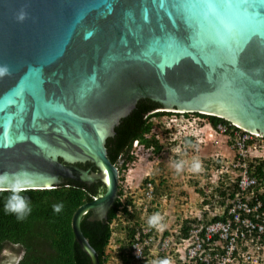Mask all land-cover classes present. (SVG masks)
Returning a JSON list of instances; mask_svg holds the SVG:
<instances>
[{"label":"water","instance_id":"water-1","mask_svg":"<svg viewBox=\"0 0 264 264\" xmlns=\"http://www.w3.org/2000/svg\"><path fill=\"white\" fill-rule=\"evenodd\" d=\"M0 65V174L106 186L72 219L91 264L81 220L119 196L106 143L141 98L264 134V0H0Z\"/></svg>","mask_w":264,"mask_h":264},{"label":"built area","instance_id":"built-area-1","mask_svg":"<svg viewBox=\"0 0 264 264\" xmlns=\"http://www.w3.org/2000/svg\"><path fill=\"white\" fill-rule=\"evenodd\" d=\"M181 118L189 116L182 114ZM209 128L189 147L193 158L202 164L198 203L174 200L173 204H182L186 209L181 210L186 212L180 219L176 214L172 225L160 229L150 228L142 220L133 235L132 252L137 260L167 257L177 264H264V176L254 172L264 170V134L233 122L209 124ZM206 136L216 144L224 137L228 154L205 160L196 143L207 141ZM130 188L132 185H122L124 195ZM133 197L136 210L145 212L164 201L163 196H157L152 180L144 184L139 197ZM129 209L132 211L133 205Z\"/></svg>","mask_w":264,"mask_h":264},{"label":"trees","instance_id":"trees-1","mask_svg":"<svg viewBox=\"0 0 264 264\" xmlns=\"http://www.w3.org/2000/svg\"><path fill=\"white\" fill-rule=\"evenodd\" d=\"M159 106L161 105L158 102L141 98L136 107L122 118L115 129V134L109 137L106 143L108 156L112 162L116 163L118 160L124 163L132 162L135 157L133 143L136 139L148 147L153 146L156 152L164 148L160 138L149 135L161 125L155 123L152 118L155 115L161 117L169 114L154 113ZM194 114L208 118L214 126L219 123H231L217 115L198 112ZM185 140L186 146L190 147L194 137L188 136ZM79 165L86 168L91 163H79ZM254 172L258 176H264L262 168ZM151 180L156 185L157 195L161 194L158 183L148 176L147 181ZM167 184V181H161V186L167 187ZM105 191L106 186L102 181L86 184L72 178L66 179L64 184L55 188L29 189L22 195L30 201L32 211L24 221H17L15 215L5 214L4 204L9 193L0 192V264H91L90 256L76 239L72 219L81 205L92 201ZM135 200L132 195H124L123 189H120L119 197L110 209L107 220H92L90 211L82 217V230L98 251L100 264H107L111 256L107 249L112 243L113 233L121 227L125 229V237L118 239L115 256L121 264H138L131 251L133 234L142 224L136 212ZM57 204L63 205L59 213L53 211V205ZM129 205H133L132 211ZM122 223L126 225L123 226ZM151 260L152 258L148 257V263ZM139 264L147 263L141 260Z\"/></svg>","mask_w":264,"mask_h":264},{"label":"rangeland","instance_id":"rangeland-1","mask_svg":"<svg viewBox=\"0 0 264 264\" xmlns=\"http://www.w3.org/2000/svg\"><path fill=\"white\" fill-rule=\"evenodd\" d=\"M157 121H160L162 124L160 127L157 128V130L154 131V134L159 136L161 139V142L164 144L165 152L162 150H159L156 152L155 150H151L152 148H143L138 149V153L135 154V158L132 162L129 163L128 166H125V170L123 171V183L127 184L129 187V184L133 182L135 185L131 190H129L128 195L132 196H138L140 190L135 188L141 181H144L145 178H142L147 171L151 172V177L155 179V181L158 183L157 185L160 186V191H165L164 193H170V190H173L174 187L179 186V178H181L183 175L187 176V174H190V178L186 179V187L189 188H195L199 181H201V172L199 173L198 177L194 178L193 173L189 172L186 167L187 162H193L196 160H193V150L191 149H185L183 145V138L185 139L189 135H186L188 133H194L197 137V139L200 140V135H205L204 131L208 129L209 127V121L206 119H200L196 117H189L187 118H175V117H160L159 119H154V122L157 123ZM156 136V137H157ZM202 142L200 144V150H206L205 147L209 145H213L214 142H216L214 139L209 141L212 144H204L203 139H201ZM206 140H209V137L206 136ZM218 140L220 143H217L218 147H214V149H218L217 153L229 152L228 146H226V142L224 137H219ZM194 144L195 141H191L190 144ZM226 146V147H224ZM212 151V150H211ZM192 152V153H191ZM209 155V154H204ZM208 157V156H206ZM180 160V161H179ZM178 161V162H176ZM193 164V163H192ZM192 164L188 163V166H191ZM177 165H180V169L177 170ZM167 181V187L166 185L163 187L161 186V181ZM182 182V181H181ZM185 182H182L180 186H182ZM170 188V189H168ZM132 191H135L132 193ZM187 192V191H186ZM180 196L185 199L186 197L184 194H181ZM194 197V196H193ZM164 207H166L167 203L163 202ZM167 211H169L168 207L166 208ZM122 219V218H121ZM139 219H142L139 217ZM145 219V218H144ZM123 221V220H122ZM164 221L165 223L169 222V219L165 218L164 215ZM118 222V221H117ZM123 226L126 224L122 223ZM125 237V229L122 227L113 233L112 243L109 245L107 252L111 255L109 260L107 261V264H121V261L115 256L117 247L119 242L118 239H123Z\"/></svg>","mask_w":264,"mask_h":264},{"label":"clouds","instance_id":"clouds-1","mask_svg":"<svg viewBox=\"0 0 264 264\" xmlns=\"http://www.w3.org/2000/svg\"><path fill=\"white\" fill-rule=\"evenodd\" d=\"M27 16H28V13L25 11L24 8H21L20 11L16 15V19H17L18 22H23L27 18ZM6 75H11V69L9 68L8 65H0V78H3ZM155 112H167L169 114H166L164 116L175 117V118H179V119L181 118L182 114H184L185 116H189V117H197V118H200V119H206V120L209 121V124L213 125L208 118H204V117L195 115L194 113H196V112H187V111H181V110H177V109H168V108H157V109L154 110V113ZM198 113H200V112H198ZM201 114L214 115V114H208V113H201ZM164 116H161V117H164ZM159 118H160L159 116L155 115V117H153L152 119L154 121V119L156 120V119H159ZM228 121H230V120H228ZM230 122H232V121H230ZM158 123H160V121H157V124ZM236 125H238V124H236ZM238 126H240V125H238ZM240 127H242V126H240ZM242 128H245V127H242ZM209 131H210V128L208 127V129L205 130L204 132L207 133ZM149 135L150 136L155 135L154 131H152ZM186 135L194 137V140L197 139L196 136L190 135L189 133L186 134ZM156 136L157 135H155V137ZM156 138H160V137L157 136ZM137 140H138L139 143L135 144V141H137ZM135 141L133 143V152H138L139 151L138 150L139 149L138 145H140L142 147L141 149H143V148H152L151 150H153V151L155 150V148L153 146L148 147L145 144H143L139 139H136ZM198 141H197L196 144H198L200 146V142L201 141L200 142H198ZM209 141L210 140L205 141L206 143H204V144H207V143L208 144H212ZM181 145H183L185 148L187 147L186 146V140L184 138H183V143ZM216 145H218V144H216L215 142H214L213 145H209L211 147L210 149L213 150L212 152H207L206 148H208V146L205 147L206 150H204V152H205V154H209V155H202L203 150H200V154L203 156V158L205 160H208L210 162L211 160H209V159H211V157L214 156V155H218V154L219 155H224V154L227 155L228 154V153H225V152H221V153L215 152V151H217L219 149V148L218 149H214V147H218ZM224 147H226V146H224ZM165 150H167V149H164V148L162 149L163 152H165ZM134 155H135V153H134ZM206 156H208V157H206ZM193 160H196V161L187 162L186 163V167H187V170H189V172L193 173L194 178H196V177H198L200 172L202 173V169H201L202 168V164H201V162H200V160L198 158L197 159L193 158ZM188 163H191V164L193 163L192 164V168H191V166L187 165ZM115 165L119 169V190H120L122 188V185L124 187V184H125V183H123V171L125 170V166H128L129 163H124V161L118 160V162H116ZM176 167H177V170L180 169V165H177ZM206 167H208V166H206ZM148 176H151V172L150 171H147L145 173V175L142 177V178H145L144 181H141V183H139L135 187V188L139 189L141 193H142V189L144 187V184L148 180ZM181 178H183V182H185L186 179L190 178V174H187V176L183 175V177H181ZM180 179H179V182H178L179 186L178 187H174L173 190H171L170 193H164V191L162 192L164 201L160 202V204H159V206L157 208L150 207L148 209V211H146V212L141 210V209H137L136 210L138 216L142 218L140 220L147 221V225L150 228L160 229V228L163 227V225L164 226L165 225H172V222L174 221L173 219H174L176 214L179 216V219H180L184 215V213L186 212L185 210H181L183 208L186 209L185 206L182 207V204H179V207H177L176 212L173 213V214H170L166 210V208H163L164 207L163 202H166V203L170 204L171 202L173 203L174 200H177V198H176L173 201L172 200L169 201L173 197L172 196V192L174 190H177L179 195L184 194V196L186 197L185 199L179 198L180 202H186L188 204L189 203L192 204V200H194V198L197 197V202L194 201L195 203H193L192 205L195 206L198 203V195H196V193H198V192L202 193V190H200V188H198V185L194 189L186 187L187 186L186 182L182 186H180L181 183H182ZM31 183H32V181H31V173H29L24 168L19 169L15 173H7V172H5V173L0 174V192L6 191V192L9 193V195H8V197L6 199V202L4 204L5 214L15 215L17 221H24L27 218V216L31 214L32 208L30 206V201L24 195H22L23 192H26V191L29 190V186L31 185ZM130 185H132V188H133V186L135 184L133 182H131V184H129V186ZM132 188H130V190ZM134 192L135 191H132V193H134ZM141 193H139V196L141 195ZM136 197H138V196H136ZM62 207H63L62 204L53 205V211L56 212V213H59L62 210ZM164 215H165L166 219H169L168 223H165ZM162 222L164 224H162ZM131 251H132V249H131ZM132 254H133V252H132ZM133 258H134L135 261H137L138 264L141 261V260H137L134 255H133ZM151 258H152V260L150 261V263H148V258L146 259L147 261H144V262H146L147 264H177L175 260H170L169 261V259H157V258H154V257H151Z\"/></svg>","mask_w":264,"mask_h":264},{"label":"crops","instance_id":"crops-1","mask_svg":"<svg viewBox=\"0 0 264 264\" xmlns=\"http://www.w3.org/2000/svg\"><path fill=\"white\" fill-rule=\"evenodd\" d=\"M211 147H208V148H206L207 149V152H212L213 150L212 149H210ZM212 150V151H211ZM205 154V152H204V150H203V153H202V155H204ZM183 177V176H182ZM180 179V178H179ZM182 182H183V178H181L180 179ZM196 195H197V193H196ZM158 197H162L163 196V194L161 193V194H159V195H157ZM172 198L169 200V201H173L174 199H178L179 200V198H183L182 196H180L179 194H178V192H177V190H174L173 192H172ZM194 201H196L197 202V197H195L194 198V200H192V204L193 203H195ZM179 206V204H177V205H175L174 206V204L171 202L170 204H168L167 203V205H166V207L165 208H167L168 207V209H169V213L170 214H173V213H175L176 212V210H177V207Z\"/></svg>","mask_w":264,"mask_h":264},{"label":"flooded vegetation","instance_id":"flooded-vegetation-1","mask_svg":"<svg viewBox=\"0 0 264 264\" xmlns=\"http://www.w3.org/2000/svg\"><path fill=\"white\" fill-rule=\"evenodd\" d=\"M185 149H189V147H186ZM179 161H180V160H179ZM176 162H178V161H176ZM91 165H92V164H91ZM91 165H89V166H91ZM89 166H88V167H89Z\"/></svg>","mask_w":264,"mask_h":264},{"label":"snow or ice","instance_id":"snow-or-ice-1","mask_svg":"<svg viewBox=\"0 0 264 264\" xmlns=\"http://www.w3.org/2000/svg\"><path fill=\"white\" fill-rule=\"evenodd\" d=\"M248 34H249V35H251L252 33H251V32H249Z\"/></svg>","mask_w":264,"mask_h":264}]
</instances>
